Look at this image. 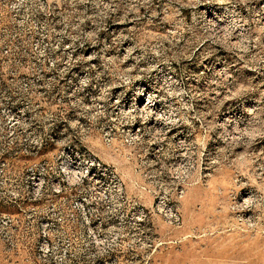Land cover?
Returning a JSON list of instances; mask_svg holds the SVG:
<instances>
[{
	"label": "rangeland",
	"instance_id": "374dc122",
	"mask_svg": "<svg viewBox=\"0 0 264 264\" xmlns=\"http://www.w3.org/2000/svg\"><path fill=\"white\" fill-rule=\"evenodd\" d=\"M48 1L46 20L3 42L24 55L8 64L45 68L0 72V264H264V0ZM156 80L184 118V101L208 97L211 161L177 204L180 227L150 213L146 245L108 248L82 223L76 190L55 191L57 157L93 152L151 210L164 168L103 136L109 111Z\"/></svg>",
	"mask_w": 264,
	"mask_h": 264
},
{
	"label": "built area",
	"instance_id": "2783aa9c",
	"mask_svg": "<svg viewBox=\"0 0 264 264\" xmlns=\"http://www.w3.org/2000/svg\"><path fill=\"white\" fill-rule=\"evenodd\" d=\"M50 14L51 3L48 0H0V30L3 26L11 27L7 32L0 31V72L15 71L16 68L44 70L45 67L31 64L22 67L8 64L12 63L7 60L10 56L24 55L13 52L3 42L23 38L15 31L17 28L22 26L29 32L35 18L46 20ZM209 19L219 26L215 17L210 16ZM136 89L133 96L128 98L127 106L110 110L109 115L105 116L111 125L105 128L103 140L111 145L113 134L118 132L123 145L136 149L144 146L147 149L150 157L149 160L144 159L145 163L164 168L163 176L157 180L161 186L153 191L151 210L128 192L115 165L105 162L93 152L69 146L63 148L57 157L62 177L57 181L55 191L58 194L67 188L76 190L74 206L82 223L98 236L95 237L97 244L105 245L107 242L108 248L113 247L120 237L127 239L128 245L132 247L146 245L143 239L144 224L150 213L180 227L182 218L177 204L185 196L188 186L193 184L197 168H206L211 161L206 154V139L211 133L210 110L204 100L208 97L198 96L195 101H184L183 108L192 112L191 116L184 118L173 111L174 103H168L160 81L147 85L139 83ZM137 93L140 94L139 104L147 102L151 93L161 98L163 116L160 130L148 128L146 121L149 119H145L142 114L128 112L130 103L136 102ZM215 95L222 98L225 93L216 91L213 97ZM165 106L171 109L170 112H166ZM19 116L21 114H17ZM221 120L217 124L219 127H222ZM40 147L36 144L33 146ZM134 185L144 188L138 179L134 180Z\"/></svg>",
	"mask_w": 264,
	"mask_h": 264
},
{
	"label": "bare ground",
	"instance_id": "6f19581e",
	"mask_svg": "<svg viewBox=\"0 0 264 264\" xmlns=\"http://www.w3.org/2000/svg\"><path fill=\"white\" fill-rule=\"evenodd\" d=\"M135 96L137 97L136 102L130 103L129 108L127 109L128 112L142 114L145 119H149V121H146V126L148 128L154 129L155 131L160 130L161 119L163 116L161 110V100L155 96H150L147 102L139 104L140 94ZM147 105L153 109V112L148 109H144Z\"/></svg>",
	"mask_w": 264,
	"mask_h": 264
}]
</instances>
